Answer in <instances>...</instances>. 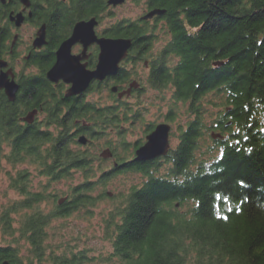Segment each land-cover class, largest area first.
<instances>
[{"label":"trees","instance_id":"1","mask_svg":"<svg viewBox=\"0 0 264 264\" xmlns=\"http://www.w3.org/2000/svg\"><path fill=\"white\" fill-rule=\"evenodd\" d=\"M31 2V18L39 27L44 24L47 34L44 51L30 57L40 78L14 102L0 93V158L12 166L35 165L54 181L77 170L85 176L59 202L56 193L31 191L27 172L17 173L11 186L23 198L0 210V228L12 242L18 241V233L29 244L25 264H43L46 259L53 264L89 262L84 252L74 250L68 256L51 253L46 258L48 225L94 206L105 195L94 196L95 186H105L112 176L126 172L146 180L120 195L121 206L106 227L111 257L120 264H264V0H146L148 9L163 10L171 32L147 82L159 90L171 86L175 102L188 104L194 117L170 152L171 179L152 173L156 163H124V156L114 152L117 162L97 180L91 179L96 157L80 148L72 127L75 119L91 115L100 131V122L113 116L110 124H116L119 113L99 109L91 114L81 99H63L45 70L54 65L55 52L76 22L95 18L98 26L109 7L107 0ZM9 5L10 1L0 3V56L8 50L4 42L14 45L18 38L11 37ZM147 33L151 32L146 23L122 20L102 34L130 39L128 52L142 58L154 38ZM171 57L176 59L172 64ZM217 61L223 63L218 66ZM208 96L210 103L223 108L209 124L202 115V101ZM31 106L48 112L46 121L56 126L52 132L15 123L17 111ZM207 131L222 137L216 139L222 155L211 162L196 156ZM3 143L8 149L2 155ZM46 200L53 204L49 212L39 209ZM15 214L21 215L17 225ZM10 243L0 245V264H24Z\"/></svg>","mask_w":264,"mask_h":264},{"label":"rangeland","instance_id":"2","mask_svg":"<svg viewBox=\"0 0 264 264\" xmlns=\"http://www.w3.org/2000/svg\"><path fill=\"white\" fill-rule=\"evenodd\" d=\"M17 2L18 4L20 3L22 7H24V5L19 0H17ZM31 3L32 2L30 0V4ZM145 3L146 0H125L122 4L115 7L108 5L110 6L109 10L102 15V20L95 28V34L98 38L104 37V35H102V33H104V29L109 28L111 25L122 20L141 21V18L147 15V13H145ZM31 6L26 8V10L29 11L24 13L25 20L31 17H27L28 13H31L32 15ZM157 12H154L155 14H153L151 17H147L146 19L150 20L156 14L157 16L162 15V12ZM8 21L12 24L11 37L14 33L19 34L21 45L18 48L20 51H23L24 45L26 43L29 45L31 44L35 36V32H37L39 27L35 22L25 24L22 23L21 27H16L14 22L10 20ZM163 27L164 25L162 23L157 25L155 21H149V29H151L152 32L154 31V39L152 40L150 49L146 52V54H144V56H142L141 60L137 61L136 67L138 72H136V74H132V77H134L133 79H138V76H140L138 80H141L146 85L145 92L137 93L126 101L124 99L119 100L115 96L112 104H114V109H116L119 113V121L116 124L110 126L111 128L103 127V129L98 132V135L92 139V142L87 147L81 146V144H79L82 150H87L91 152L94 157H96L93 164V172L95 176H92V180H97L102 171H107L113 168V163L117 161V159L114 158L112 162L111 159H107L109 156H103L104 160L99 162V153L104 148L109 147L110 149L114 150L116 154H122V156H124L123 159L133 157L134 144H141L145 141V131L147 129V125L157 124L164 121L163 118L168 111L169 106L173 105V102H175L172 98L171 87L159 90L150 88L148 86V70L144 67V61L147 60V58L154 59L155 56H157L158 51H160L165 45L167 41L166 37L169 39V34ZM76 48L78 49V47ZM172 60L173 62L176 61L174 58ZM126 67L129 68L128 74L134 73V66L126 64ZM94 69L91 70L93 71ZM119 79L121 82L123 80V76L121 75ZM97 81L100 82L99 80ZM131 81L132 79H129L125 84L127 85V83ZM96 89L91 91L92 93H90V98L96 100L98 104H106L107 102L111 101L112 98L108 88L106 89L100 87ZM105 90L107 91L105 92ZM175 103L177 106V110H175L176 121L174 125L171 126V136L169 140V145H171L172 148L177 145L181 129H184L186 127V123L194 117V115L188 111V104H184L182 102ZM202 103L204 104V112H202V115L204 122L207 124L210 123V120H214L216 116H218V114L223 111L221 106H214V104L209 102V96L206 97ZM127 105L133 110H139L141 112V120H139V122L135 123V121L132 120L133 118H130L128 121L123 120L124 107ZM221 138L222 137L220 135H215L214 131H207L204 136V141L201 143V148L196 152L197 158H202L203 160L210 162L214 161L220 152V148H217L216 139ZM212 139H214V144ZM122 144H124V147ZM209 146H212V148L208 150ZM7 149L8 147L4 145L2 155L7 152ZM171 166H173L172 162H163L162 164H158L156 168L152 170V173L159 177L164 176L171 179ZM35 168L36 166L30 163L12 166L10 163H8L6 158L1 156L0 210L4 206L11 204L12 202L14 203L19 201L23 198L22 195H20L16 190H13L11 186L14 178L17 176L18 170L24 169L35 171ZM189 169H194V166H189ZM34 175H37L36 171L35 174L30 173L28 176V186L30 187V190H42L45 195L56 193L58 200L62 199L66 193L70 192L71 188L82 182L85 176L81 171L78 170L72 171V173L66 177L59 178V180L56 181L49 179L48 176L45 175H42V177ZM145 180L146 177L142 176L141 174L126 172L112 176L110 180L106 182L105 186H100L97 184L92 192L93 195L97 196V194L102 192L105 195L100 200L96 201L94 206L88 210L84 209L79 213H75L73 216L53 219L48 225L46 230L47 237L44 242V247L46 250L45 252L47 255L46 258H48L49 254L51 253L68 256L71 254L72 250H74L75 252L82 251L89 258H91V260L89 262H85V264H120L118 259L111 257L113 252L111 246L112 241L108 235L105 234L106 227L109 223L110 216L114 214V210L121 206L120 195L126 194L130 187L139 185ZM106 192H110L111 195H106ZM52 205V203L46 200L45 203H41L39 205V209L41 208L46 212H49L52 209ZM20 216V214L13 215L16 221L15 225L18 224L16 219L20 218ZM117 220H119L118 217L114 219V221ZM17 234L18 233H15L14 237L15 239H18V241L12 242L14 241L13 238L3 234L0 228V245L11 242L10 244L16 246L18 249V255L25 264V256L28 255L30 246L24 239H19V235ZM43 264L53 263L49 261V259H46Z\"/></svg>","mask_w":264,"mask_h":264},{"label":"flooded vegetation","instance_id":"3","mask_svg":"<svg viewBox=\"0 0 264 264\" xmlns=\"http://www.w3.org/2000/svg\"><path fill=\"white\" fill-rule=\"evenodd\" d=\"M9 1H10V5H9L8 16L10 13H17L19 11H23L22 5L20 3L18 4L17 0H13V1L9 0ZM8 2H6V4ZM6 4H4V5H6ZM107 7H108V5H107ZM109 7L107 8V11L109 10ZM31 10L33 13L32 7H31ZM28 11L29 10H24L23 13H27ZM151 11H152V9H148L147 5H146L145 13H151ZM8 16H7V18H8ZM8 20H9V18H8ZM149 21H155V23H157V25L159 23H162L164 25L163 28L169 34V39L166 37V39H167L166 43L168 41H170L171 32L168 29L167 22L162 17V15L157 16V14H156L150 20L146 19V18H141V22L146 23L147 25H149ZM25 23H34V21L30 17V18H27L23 22V24H25ZM149 31L151 33H147V34H150V35L153 34L154 35V31L152 32L151 29H149ZM10 32H11V29H10ZM15 35H17L18 38H17L16 42L14 43V45L11 44V41H8V40L5 41L4 46L8 47V50L4 49L3 55L0 56V62H2V61L5 62V65L3 67L0 66V72L7 73V79L9 81H13L17 87L16 92H15V96H14L13 100H11L10 102L16 101L17 97L21 95L22 91H23V95L28 94V92L30 91V87L34 83L39 81L38 80L40 78L39 68L37 66H35L34 64H32V62L30 61V59H31L30 57L32 56V54L34 52L39 53L41 51H44V48L46 46V44H45L41 49H34L32 47V42H31L30 45L28 43H26L24 45L23 51H20L18 48L21 45L20 36L18 33H14V36ZM45 40L47 42V34L46 33H45ZM76 47H78V49ZM82 50H83V45L80 43H76L72 46L71 53L72 54H80L82 52ZM74 51H76V52H74ZM19 52H21V53H19ZM98 52H99L98 46H97V44L94 43V44H91L90 46H88L85 53H83V55H85V58L83 60H81V63L85 62L83 64H86L87 70H91V69L95 68L96 63H97ZM130 53L131 52H128L126 58L123 59L119 63L120 69L115 76H113V75L107 76L104 80H102L100 82H98L97 80L91 81L88 85V88L80 94H75L72 96H66V91L69 88L70 84L63 82L62 80H59L56 83L55 82H49V83H52L54 88L59 87V89L61 90V94H62L63 99L76 98V99H81V101H83V103L88 104V111H90L91 114L94 113L96 110H99V109H102V110L106 109L105 110L106 112H108L109 109L114 110V104H112V102H113L115 96L118 98V93L122 92V96L118 99L119 100L124 99L126 101V100L130 99L131 97H133L134 95H136L137 93H142V92H145V90H146V85L141 80H138L140 78V76H138V79L137 78L133 79L134 77H132V74H136V72H138V69L136 67L137 61L141 60L142 58L137 57V56L135 58V56H132V54H130ZM155 58H156V56H155ZM155 58L154 59L153 58L152 59L147 58V60L144 61V67L148 70L147 71L148 72L147 80H148V77H149L151 70H152V63L159 61V60H155ZM170 59L171 60L168 62L170 64H172L173 63L172 57ZM126 64L130 65V66H134V68H135L134 73L128 74L129 68L126 67ZM49 68H47V70ZM47 70H45V77H46ZM121 72H122L121 75L123 76V80L120 82V79H119L120 76H118V75ZM128 78L132 79V81L128 82L126 85L125 83L129 80ZM46 79H47V77H46ZM147 84H148V82H147ZM62 86L64 87L63 89L61 88ZM113 86L117 87L116 92L111 91V87H113ZM148 86L150 88H153L149 84H148ZM100 87L106 88V89L108 88L110 91L112 99H111V101L107 102L106 104H98V102L96 100H93L92 98H90V93H92L91 91H94L96 88H100ZM169 87H171V86H169ZM106 91L107 90H105V92ZM0 93L5 95L4 89H0ZM171 93H172V98H173V88H172ZM5 97L7 98L6 95H5ZM175 110H177V106H176L175 102H173V105L169 106L168 111L164 115V118H163L164 121L157 123V124H148L147 129L145 131V141L141 144L135 143L134 144V152H133L134 156L131 158H126V159L122 158V160H123L122 162L126 163V162H130L132 160L134 161L135 152H136L137 148H139L140 146H142L146 142V136L148 134H150L155 129V127L159 124H166L168 126V151L165 155L159 156L153 160L146 161V162L156 163L157 165L162 164L163 162L165 163L167 161L171 162V160L169 158L170 152L172 150H174L180 142V139L178 137L177 145L174 148H172L171 145H169L170 144L169 140H170V136H171V126H173L175 121H176L175 120ZM47 113L48 112L42 106H38V107L37 106L36 107L31 106L30 108H28L26 110H25V108H22L20 111H17L15 123H17L18 125L22 124V125H27V126H35L38 128V130L45 131V132L50 130L52 132L56 126L54 124H50L48 121H46ZM130 118H133L132 120H134L135 123L139 122V120H141V112L139 110H133L130 106L127 105L124 107L123 120L128 121ZM112 119H113V116L111 118L109 116H107V122L106 123L100 122L101 127L111 128L110 126H112L113 123L110 124V121ZM190 121H188V122H190ZM188 122L186 123V127H187ZM80 127H84V129L82 130ZM186 127L184 129H181V130H185ZM72 131H75L77 133L78 139L80 136L86 137V139H87L86 143L81 144V146H84V147H87L92 142V139H94V137L96 135H98L97 133L99 132V131H97V128L95 127V119L92 118L91 115L90 116H82V117H80L79 120L75 119L74 126L72 127ZM179 135H180V133H179ZM3 145H7V144L3 143ZM105 150H108L110 152L109 158H107V159H111L112 162H113L114 158L117 159L116 157H114V151L112 149H110L109 147L104 148L99 153V157H103V156H101V153ZM101 159L104 160L103 158H101ZM116 162L117 161H115L114 163H116ZM114 163H113V165H114ZM59 169H61V168H59ZM25 171L27 172V175H29L30 173L35 174V171L37 172V175H34V176L42 177V175H45L41 172V168H39V169L35 168V171H29V170H24V169L18 170V172H25ZM62 199H64V198H62Z\"/></svg>","mask_w":264,"mask_h":264},{"label":"water","instance_id":"4","mask_svg":"<svg viewBox=\"0 0 264 264\" xmlns=\"http://www.w3.org/2000/svg\"><path fill=\"white\" fill-rule=\"evenodd\" d=\"M9 0H0L5 4ZM23 5V11L30 7V0H19ZM125 0H107V5L113 7L120 5ZM23 11L17 13H10L8 18L14 22L16 27H20L25 21ZM158 11V12H157ZM154 12L160 13L163 10L154 9L151 13H147L142 18L151 17ZM31 13L27 14L30 17ZM97 21L95 18H90L85 21H78L74 24L72 33L69 38L63 41L55 52L56 61L54 65L46 72L47 78L51 82H58L62 80L65 83L70 84L66 91L67 95H75L82 93L89 85L91 80L102 81L105 77L115 75L119 69V63L126 58L128 50L131 46L130 39L127 38H114V37H100L95 34V27ZM45 25L42 24L32 41V47L34 49H41L45 44ZM16 39L17 36L15 35ZM80 43L83 45V50L80 54H72L71 48L74 44ZM97 44L99 52L97 56V63L95 69L87 70L86 64L81 63V60L85 58L86 49L91 44ZM5 62H0V66L3 67ZM0 89H4L8 96V100H13L16 92V85L13 81L7 79V73L0 72ZM112 92H116L115 86L111 87ZM122 96V92L118 93V98ZM86 137L80 136L78 142L80 144L86 143ZM146 143L140 146L136 150V157L134 160L144 162L151 160L159 155H164L168 151V126L166 124H159L155 129L146 136ZM110 152L105 150L101 153V156H109ZM111 195L110 192L107 193ZM60 202V201H59Z\"/></svg>","mask_w":264,"mask_h":264},{"label":"bare ground","instance_id":"5","mask_svg":"<svg viewBox=\"0 0 264 264\" xmlns=\"http://www.w3.org/2000/svg\"><path fill=\"white\" fill-rule=\"evenodd\" d=\"M5 95L7 96V94L5 93ZM7 98H8V96H7Z\"/></svg>","mask_w":264,"mask_h":264}]
</instances>
